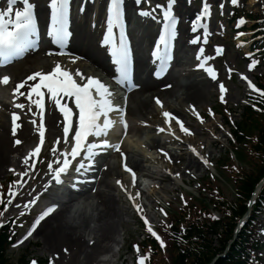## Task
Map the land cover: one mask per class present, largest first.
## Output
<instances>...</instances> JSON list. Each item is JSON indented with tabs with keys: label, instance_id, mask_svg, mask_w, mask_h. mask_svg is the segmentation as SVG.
<instances>
[{
	"label": "rangeland",
	"instance_id": "1",
	"mask_svg": "<svg viewBox=\"0 0 264 264\" xmlns=\"http://www.w3.org/2000/svg\"><path fill=\"white\" fill-rule=\"evenodd\" d=\"M250 0H238V6H233L230 3V0H208V3L211 5L210 9V16L208 18V25L207 22L204 21V23L208 27L209 36H208V43L207 45L201 44V41L199 40L198 44H192L191 39H195L194 36L189 35V26L192 24V21L185 22V19L192 18V20H195L196 15L198 14V3L199 0H176V3L173 8L174 14H177L180 19V24L177 27V36L178 38L182 39L185 34H187L189 43L187 44V39H185V43L181 44L182 48L185 47L186 50L185 55H183L186 59V68L187 72L185 75H182L180 78V83L182 85L191 84V83H198L204 81L210 86V95L206 96L200 107H197L195 109V112H198L199 115L204 114L203 121L204 123H201L197 118L195 113H193L194 118H191L189 114L187 117H185L182 114H178V118L182 119L184 122L188 123L185 125V127L189 128V130L193 133L192 135H185L181 131H177L175 133V136H179L180 139L174 142L179 144L180 142H194L201 137L204 136H213V138H217L218 142L215 146H213L209 151H205L204 154L200 155L204 157L205 159H208L209 163L205 165L206 167H211L216 162L217 159L221 158L220 160H217L219 171L217 172L215 170L214 177H206L203 179V183L201 184L200 190H195L196 187V181L198 177H203L206 175V170L204 168H194V170L187 172L186 174H182L181 168L184 167V162L178 163V158L172 157V163H169L163 155H161L160 160H151L147 159L144 156V151H147L145 149L144 151L139 149L144 142V145H146L149 149L152 148V141L150 140L153 135L146 136L148 134V126L153 123L156 126H158V117H147V118H135L134 116L131 117V122L137 123V120H145L148 123H143L145 125V129L141 131H131L129 134L124 138L123 144L127 143V148L124 149V151L128 155V162L133 166L134 164L132 162L136 161L137 164H139L140 169H144L145 172H149L153 170L152 168L154 166L162 167L163 169L171 170V172H180L181 175L179 178H176L174 176H171V178L175 179V181H169L167 178L163 177L161 181V192L157 195L155 193L148 194L151 196V198L146 202L145 201V194L141 192V198L138 200V203H141L143 208L145 207V204L148 206L144 208V215L149 218V222L151 226L157 227L160 226L161 228L164 224H166V217L164 213L160 212V209L163 210H171L169 211L174 219L171 221L172 226L175 225L176 228L180 227H186L190 226L191 224L195 223L196 220L202 219L205 215H209L208 219L212 223L213 216L216 217V220H221L225 224V230L222 232L224 235V238L227 240H231L234 236L233 228H235L238 220L242 217L240 216V213L242 211V208L245 206V201H248V192L247 189L243 186L245 180H249L251 178H255L257 180L256 174L259 171L258 167H255L252 165V159L255 157V161L258 162L263 157L264 159V153L261 154L260 152H263L262 146L259 147V152H255V148L253 146L257 147L259 145V133L261 130L264 129V104L259 107L260 112L254 113L252 111H247L246 115L244 116L243 120V111L242 106L244 104L252 102L256 94H249L245 92V88L243 87L240 79L238 78L239 74H243L244 76H247L249 80L252 82L254 81L255 76L257 74H261V72L254 69H249L248 65L244 63V61L241 59V53H246L249 51V47L252 44V38L254 36L255 31H250L252 24L250 20L246 17V14L254 13L260 10L264 9V0H252V5L249 4ZM31 3L34 2V0H30ZM47 2V1H44ZM36 3V2H35ZM48 3V2H47ZM85 5V11L80 12L79 7L80 4ZM132 3H134V6H131ZM157 3L161 4V8L166 6L167 0H151V4L149 5L147 2L143 3L140 6H137L135 4V0H125V11L127 14V23L133 25L137 28L138 31H134V35L136 38L141 40V36L144 34L142 33L144 29H147L149 31H155L157 28L156 19L153 20L152 18L148 17H141L138 15V12L143 9H150L154 8ZM223 5V8L220 7V5ZM41 0H39L36 3V7L42 8L41 6ZM75 5L77 7V12L81 13L79 19H76V26L77 28H80V31L82 32V35L86 38L90 39V45L92 49L96 46V44H99L100 40L97 38V34H99L100 30L104 28L105 22L101 23V21H104L106 18V5L107 0H75ZM249 7V9H248ZM74 9V8H73ZM156 15L157 19L161 18V9H157L154 13ZM105 16V17H104ZM237 16V18H236ZM233 17V20L230 21V18ZM241 18L244 19L245 23L239 27L238 21L241 20ZM94 25V26H93ZM73 28V27H72ZM237 29V30H236ZM77 30V29H76ZM140 31V32H139ZM139 32V33H137ZM243 32V36H239V33ZM202 33H200L201 35ZM202 36V35H201ZM150 39V35H147V37H143V40H139L141 42V54L145 55V53L148 52V49H146L144 46L147 45L148 40ZM99 40V41H98ZM85 45H87V42H84ZM188 46H187V45ZM238 45H242L240 47H237ZM219 46L223 49L220 55H216V47ZM203 47L204 53L203 56H209L212 57V59L207 60L206 64H209L210 66H213L216 72V80H209L206 77V73H204V69L202 68L201 71H192L193 68H197L202 60H197L196 57L199 55V49ZM94 50V49H93ZM239 50V51H238ZM91 52V51H90ZM95 53V52H94ZM183 53V54H184ZM248 54V53H246ZM199 63V64H198ZM26 64V65H25ZM28 64L25 62L22 65H16L8 69L7 71L2 73L3 75H6L8 77L12 76L14 79L15 76L12 75L13 72H19L21 75L19 77L20 81L22 82L26 79L25 72L22 74L23 70H26L28 68ZM229 69H231V72H229ZM204 73V75H203ZM89 74H92L90 71ZM2 78V77H1ZM12 80V83L14 81ZM207 79V80H205ZM247 81V80H246ZM255 82V81H254ZM15 83V81H14ZM224 84L227 91L223 93L224 95V101H221L220 96L221 93L219 91V85ZM11 91H12V84H7ZM8 86L0 84V96L6 95L8 90ZM27 87V85H26ZM25 91V89L23 90ZM4 93V94H3ZM13 96V93H11ZM251 96V97H250ZM16 97V95H15ZM17 98V97H16ZM252 98V99H249ZM19 100V98H18ZM15 103H18L15 100ZM185 101L181 102L180 108L185 107ZM15 108V107H14ZM216 108L221 109H229V121L233 125L235 122H239L240 124L237 126L238 135H240V142L242 143V146H239L237 148V153L239 151L240 159H231L229 155V149L230 146L228 144V141L232 139L231 132L226 127L227 123L224 120L225 117L221 118L220 116L216 115L214 111L218 112ZM211 114H210V111ZM15 112L20 117V119L17 121L18 124L21 126L17 129V134L15 136L12 135V124H11V114ZM13 112L8 115L6 113L5 115H2L0 117V136L6 139V142H8V149L10 153V163L6 164L4 169L6 170V173L4 175H0V198L2 197L3 192V186L5 183L7 184V187H12V189L16 190L15 181L19 179V177H16L13 182H10V179L8 177L10 176L9 170L10 168L14 170L13 162L20 157V166L24 167L25 165L23 163L24 157L35 147L36 145V137H37V127L40 118L37 117L38 110L35 109L33 106V111L28 112L27 111V105L24 110L20 109H13ZM181 112V111H179ZM60 116V115H59ZM35 119L37 120V124H33L31 121ZM158 120V121H157ZM216 121L219 124V127L212 131L211 133L208 131H203L205 126H208L213 121ZM22 122V123H21ZM132 125V124H131ZM192 125V127H191ZM221 125L223 126L221 128ZM133 126V125H132ZM32 129H31V128ZM34 130L35 134L34 137L28 141H25L27 136L26 130ZM61 125L59 127V135L55 138L53 134L49 133L48 136V142L45 146L43 153L41 154L40 158L38 159V165L35 169H33L32 172H30L31 179L29 177H24L21 183L26 180L27 183L24 184L23 189L18 192L17 197L13 201V205L9 206V214L8 216L19 214V209H15L14 205L17 202L21 203V206H23V203H26L28 199H30L29 193L32 189H35L36 192L34 194H43L45 195L43 186L45 185V182L47 180L50 181V176L47 175V162L53 159L52 151L51 149L53 147L57 148L58 151L64 150L66 144L64 143H57L58 138L60 137V131H61ZM262 132V131H261ZM215 133V134H214ZM230 133V135H229ZM119 137V136H118ZM116 138L115 142L119 140V138ZM149 137V138H148ZM158 140L163 141V139L160 136H155ZM191 138V139H190ZM16 139H19L21 141L20 144H16ZM114 142V141H113ZM167 149H171L172 147L167 144V142H161ZM257 143V144H256ZM252 144V147L251 145ZM154 146H158V143L153 144ZM257 145V146H256ZM185 147V146H183ZM247 147V148H245ZM150 150V149H149ZM154 150V149H153ZM131 151V152H130ZM140 151V152H138ZM248 151L250 153H248ZM114 151H111L108 158L105 159V165L101 166L99 168L98 175H100V178H98V181L101 182L102 186V194H104V198H101L104 202H101V200L97 199V195L92 197L89 201L95 206L100 204V209H104L105 206L108 204L109 208H111L117 215L118 218H120L119 224H117L115 231L112 233L111 237L113 238L108 243H102L100 244L99 241L96 244V247L103 246L106 250L99 251L96 256L92 259H86L85 254L87 253V245L86 241L88 240L87 235L82 239L83 245H81V249H77L76 246L72 245H61L58 244L57 246H54L52 248H46L44 245V241H42V232L43 229L46 227L52 228L55 226V224L59 220H67L68 214H66L67 210L66 208L62 209V211L58 212L55 217H51L48 221V223L42 227L37 233L36 231L33 233V235L30 237L29 241H24L17 247H13L8 250L7 256L4 257V260L10 261L12 263L17 262V258L22 254H33L38 258H46L48 259L52 264H132L134 261L133 258L139 257V254L143 255V250H139V254L137 252V248H129L131 245V242L136 241L138 243V239L141 233L144 231L145 227L141 225V217L140 215L135 211L133 208L131 202H129L126 198V194L124 191L121 190L120 186L116 184V180L119 179L122 184H124L126 187H128L129 191H141L140 184L136 185V188L133 189L131 187V181L127 180L125 176H123V179H120L117 175L120 173H124L121 163V157H117V153H113ZM138 155H133L134 153ZM143 153V155L141 154ZM154 154L155 151H148V154ZM177 155H180V153H176ZM209 154V155H208ZM228 155L229 160L225 161L224 159ZM153 161V163H152ZM154 162L156 163L154 165ZM12 163V164H11ZM263 164V160L261 161ZM224 164H233L237 166V168H242L244 164L245 165V172L246 177H243L239 179V181H234L236 179L235 174L232 173L231 176L228 177L227 173L223 170ZM264 165V164H263ZM134 167V166H133ZM102 168V169H101ZM213 168V167H212ZM211 168V169H212ZM105 169L108 171V174H105ZM102 172H101V171ZM191 173V174H190ZM142 175L140 172L137 174V178ZM169 178L168 175H164ZM245 178V179H244ZM229 179V180H228ZM234 179V180H233ZM161 180V179H159ZM5 181V183H3ZM98 182V184H100ZM159 184V183H158ZM9 185V186H8ZM207 185H209V188L213 191L204 190ZM187 190V192H186ZM187 194H186V193ZM215 192V193H214ZM8 191L4 194V197L7 198ZM183 197V200L181 199ZM185 197H189L193 199V203L189 204L188 207L182 208L181 211L179 210V206L181 207V204H184ZM42 198V196H41ZM46 198V196H45ZM84 200V199H82ZM88 201V200H87ZM40 201H38V205ZM106 204V205H105ZM28 210H25L27 212ZM15 212V213H14ZM84 212V211H83ZM87 212V213H86ZM84 215H82V212L76 214V219L78 223L75 224V228L83 229L87 231H91L93 233H97V227L98 224L96 222V216L94 213L93 215L95 218H91V211H86ZM14 213V214H12ZM36 213V210L33 208L31 210V214ZM19 218L22 220L23 224L21 225V234L24 233V228H27L29 226V220L31 219V215L28 216H20ZM20 219H17V223L20 225ZM207 219V218H206ZM259 220L262 222V236H261V242H264V215L258 217ZM76 223V222H75ZM196 224V223H195ZM40 228V227H39ZM76 228V229H77ZM158 228V229H159ZM1 233L3 232V228H1ZM78 233L79 230H77ZM205 235H206V241L210 240L208 234L201 229ZM77 233L78 236L79 234ZM83 233V232H81ZM87 233V232H86ZM99 234V233H98ZM173 232L166 233L164 232L163 238L161 239L164 244L168 243L169 240L172 238L171 236ZM82 235V234H81ZM158 235L160 236V233L158 232ZM186 235V234H185ZM197 237V236H196ZM195 236L191 237L190 235H187L186 238H184L182 241H180L181 245H184V249L192 246L191 244H199L203 245L200 237L196 238ZM140 241V240H139ZM93 241L90 240L89 244H92ZM135 244V242H133ZM230 245V243H228ZM80 245V244H79ZM107 245V247H105ZM16 246V245H15ZM234 246V244L231 243L229 246V249ZM95 247V248H96ZM149 247V245H148ZM108 248V250H107ZM28 249V250H27ZM88 249L89 245H88ZM67 250V251H65ZM95 250V249H94ZM97 250V249H96ZM95 250V251H96ZM153 250H157V248H153ZM152 250V251H153ZM177 249L173 252L165 251L159 252L155 254L153 257V260H151V264H178L177 261ZM214 252V248L212 249V253ZM131 253L133 256H131ZM211 253V255H212ZM210 255V257H211ZM100 262V263H98Z\"/></svg>",
	"mask_w": 264,
	"mask_h": 264
},
{
	"label": "snow or ice",
	"instance_id": "2",
	"mask_svg": "<svg viewBox=\"0 0 264 264\" xmlns=\"http://www.w3.org/2000/svg\"><path fill=\"white\" fill-rule=\"evenodd\" d=\"M147 2L151 4V0H135L137 6ZM21 4L22 8H17V4ZM176 0H167L166 6L161 8V4L157 3L154 8L146 10L141 8L138 15L145 18L157 19L154 13L157 9H161L163 26L159 33V38L155 43V48L151 55L154 63H157L155 74L159 78L161 73H166L170 67L171 62L174 59L173 53V41L177 35V18L173 14V8ZM233 6H238V0H230ZM72 0H50L47 7L50 9V23L47 27V36L51 38L53 44L59 49L58 55H64L66 45L72 35L70 31V12H71ZM125 0H107L106 5V20H105V32L103 34L102 43L110 51L112 64L115 66V73L118 74L116 83L119 85H126V90H132L136 87L132 80V64L133 55L131 50V42L127 34V23L125 20ZM223 8V5H220ZM35 5L30 0H6V7L0 8V66L7 65L13 61L14 58L21 57L25 52L32 49L39 48V30L35 15ZM211 5L208 0H204L202 10L196 17V20L192 24V31L197 32V24L199 28L203 29V42L208 43L209 31L207 26L202 23L205 18L210 16ZM80 12H84L85 8L81 6ZM243 18L239 21V25L244 24ZM94 26V25H93ZM244 33H239V36H243ZM199 38L193 39L192 44H197ZM242 45H238L240 47ZM223 49L219 46L216 47V53L220 54ZM199 55L197 60H202L199 65L203 68L213 80H216V75L212 68L206 67L207 60L212 59L209 56H203L204 48L199 49ZM52 54V53H48ZM250 57L251 53L248 54ZM73 62L76 57H72ZM257 64V61L253 58L251 64L248 65L249 69ZM231 72V69H229ZM75 76V78H74ZM242 80H247V87L251 89V92L258 94L261 102H264V91L257 88L247 76H241ZM10 77L4 76L0 78V84H9ZM29 81L33 83H28ZM27 85V87H26ZM25 89V91H21ZM219 91L221 93L220 99L224 101V95L227 91L224 84L219 85ZM16 93L20 96H25L27 100V111L32 112L33 106L38 110L40 120L38 123L37 131L39 135V143L24 157L23 163L26 166L23 171L18 173L19 179L15 181L16 190L12 187L8 189L7 198H0V205H3V210L0 211V217H5V214L9 212V206L13 205L14 199L17 197L18 192L23 189L21 181L24 177H29L30 172L35 169L36 161L33 159L38 157L41 153V145L45 142V123L43 120L45 110V97L51 101L56 109L63 115V137L58 138L57 143H64L68 147L65 150L58 151L57 148L51 149L53 159L47 162V175L50 176L49 183L43 186L44 192L48 193L51 199L45 202V206L40 215L35 219L32 225V229L27 232L20 243H23L29 237L33 235L36 227L44 221L50 215H53L60 210L62 206L72 199H78L82 192L85 190L84 185L90 183L89 181L76 179L64 190V180L62 176L67 174L70 167H74L76 173H81L86 168L91 170L94 164L97 162L96 158L101 152L109 153L114 151L121 157V163L123 171L131 177V187L136 188L137 185V171L128 162V155L122 150V144L124 137L129 134V125L124 118L126 115V97L125 107H120L119 104L113 102V92L109 89V86L102 82L100 79L85 76L79 69L74 74L70 73L66 69H62V66L57 63L55 67L47 72H35L28 75L26 79L20 83H17L13 88V96ZM70 103L74 104V108L70 106ZM156 104L163 109V104L159 99H156ZM14 107L20 110L26 108V104L23 102L15 103ZM259 110V109H257ZM196 118L204 123L202 117L198 112H195ZM210 114H211V110ZM115 112L119 118L120 123L123 126V134L119 140L115 143L110 142L109 130L113 126V119L109 118V113ZM76 116L74 122L73 117ZM164 118V124L169 125V121H174L179 129L185 135H192L193 133L189 128L185 127L184 123L169 111H162ZM20 117L17 113L11 114L12 135L17 134V129L21 126L17 123ZM33 124H37V120L31 121ZM22 123V122H21ZM223 126L221 125V128ZM167 130L169 135L179 140V136H175L171 126L166 129L165 127L158 126L156 133H165ZM70 131L72 135L70 136ZM230 135V133H229ZM94 138L89 140V138ZM16 144H20L21 141L16 139ZM147 147L146 145H142ZM193 154L199 156L203 164L207 165L209 161L200 156L197 149L192 145H188ZM203 147V145H201ZM158 151L164 156V158L172 163V159L167 151L164 149H158ZM83 153V155H82ZM81 157L80 160H77ZM73 161H76V165H73ZM170 176L179 178L180 172H171V170L164 169ZM191 174V173H190ZM54 182V184L52 183ZM145 184L147 181L144 182ZM50 184L53 187V191H49ZM116 184L120 186L121 190L125 192L126 198L131 202L135 211L140 215L143 223L146 226V230L160 241L161 247H164V242L160 236L154 231L149 222V218L144 215V208L141 203L137 201L141 198L140 191H129L128 187L121 183L119 179L116 180ZM56 186H60L58 189ZM35 189H32L29 193L30 199L21 206L20 202L15 203L14 208L19 209V215H25V210H28L31 206L36 205L41 200V194H34ZM183 200V197H181ZM186 203V201H185ZM79 207V206H78ZM161 213L164 210L160 209ZM76 209H73V215H76ZM166 216V213H164ZM216 219V217H213ZM14 222V221H13ZM3 221H0L2 226ZM67 251V250H65ZM139 254V249L137 248ZM147 257L139 254L138 264H145ZM31 264H37L35 260L31 261Z\"/></svg>",
	"mask_w": 264,
	"mask_h": 264
},
{
	"label": "bare ground",
	"instance_id": "3",
	"mask_svg": "<svg viewBox=\"0 0 264 264\" xmlns=\"http://www.w3.org/2000/svg\"><path fill=\"white\" fill-rule=\"evenodd\" d=\"M131 6H134V3H132ZM44 10L39 9V14L42 15ZM125 18H127L125 16ZM133 25L131 26L132 29ZM134 30L138 31L137 28L134 26ZM140 32V31H139ZM137 32V33H139ZM144 35L141 36V40H143V37H147V35H150L149 30L144 29V31L142 32ZM74 39H78L80 42H87V44H90V39L86 38L85 36L82 35V32L79 30L75 36ZM140 40V39H139ZM136 46L139 49V41L136 43ZM93 47V46H92ZM81 48L85 49L86 53L88 56H90L91 54H93V56L97 59L100 60L101 58V54H98L101 50L96 49L95 47L93 49H91L90 47L87 48L86 46L82 45ZM66 53L69 54V57L72 59V57H76L77 59H75V61H79L80 57L83 55L82 53H75L72 50L66 49ZM91 51V53H89ZM95 52V53H94ZM48 55L47 52H42V53H38L37 55L33 56V58L31 59V61L29 63H31L30 68L28 69V72L26 71V73L29 74H33L37 71L39 72H45L46 70L48 71L49 69L52 68V66L55 67V65L57 63H59L62 66V69H66L69 70V72H73L75 73V71L77 69H79L84 75V66L80 63V61L78 63H75L71 60L68 61H56V63H50L46 61V56ZM92 56V57H93ZM87 57V56H86ZM88 60H90V62L100 71L104 70L106 68H104L103 65L99 64L95 59H92L90 57H87ZM139 67L144 66V63L142 60L139 61L138 63ZM12 75L15 76V81L20 79L21 77H19L21 74L19 72H13ZM147 91V90H146ZM151 92H155V90H148ZM210 86L205 83L204 81L202 82H198V83H191V84H186V85H176V84H168V86L163 87L159 93L157 94H153L151 93L150 95H145L146 92L145 91H141V92H135L129 95V106L127 107L128 109V113L130 114V116H134L135 118H147V116H151L154 114V112H156L155 107L153 106V101H155L158 98H165L166 100L169 99H173L171 100L173 103V107H175V105L177 104L178 106H180V103L185 101V105L186 107H199L201 106V103L203 101V99L206 96L210 95ZM20 98V102H23L27 105V100H26V96H18ZM47 111L49 110V108H51V113L49 116H47V123H45L46 129H47V137L49 136V132L50 134H53L55 136V138L59 135V125L61 124V120L60 117L57 113V109L55 110L52 106H47ZM177 109H173L171 111V113L173 115H176ZM145 122V120H144ZM164 124V122H162ZM171 126V128L173 127V124H169ZM169 125L165 124V128H168ZM31 128V127H30ZM215 128H217L216 123H212L210 125H208L206 128H204V130L208 131H212ZM32 129V128H31ZM27 131V136L25 141L31 140L33 138L34 135V130H26ZM166 134V133H165ZM153 140H156L155 138H153ZM213 139L209 138V137H204L203 140H199L198 142H193L192 145L197 148V150L199 152L204 151L207 147L209 146H213L214 144ZM201 145H203V147H201ZM143 149H146L145 147H142ZM164 149V151H167L163 146H160L158 149ZM152 149V148H150ZM156 149V148H154ZM184 149V148H183ZM9 149H8V142H6V139L0 136V175L5 174L4 173V167L7 163L10 162V153H9ZM131 152V151H130ZM140 152V151H138ZM137 152V154H133L138 155L139 153ZM169 156H170V152L167 151ZM103 153V152H102ZM144 153L147 155V157L153 158L152 156H154V154L150 155L144 151ZM143 155V153H141ZM184 155L188 156V163L186 165V168L188 170H194V168L198 169V166L201 165V163L199 162V160L197 159V157L193 156V153L191 152H184ZM146 158V156H144ZM160 157V156H159ZM158 157V158H159ZM156 159V158H155ZM160 159V158H159ZM134 165V170L137 171V173H141L142 177H151L153 175V178L157 181L159 180L162 176H163V169L162 168H158V167H153V171L149 172H145L144 169H140L139 164L136 163V161L132 162ZM185 172V170L182 171V173ZM105 174H108V171L105 169ZM148 174V175H147ZM147 175V176H146ZM120 179H123V175L122 173L117 175ZM130 177V175L128 174L127 176V180ZM161 181V180H159ZM159 183V182H158ZM161 186V184H160ZM93 190V189H92ZM92 190H90L89 192H84V195L79 196L78 199H74L72 202H70L69 204H71L70 206H68L66 208L67 212L66 214H68L67 216V220H65L63 218V220H59L55 226H53L52 228L50 227H46L45 229H43L42 232V241H44V245L47 248H52L54 246H57L58 244L63 245H72V246H76V248L79 250L81 249V245H83L82 243V239H84V237L87 235L88 240L86 241V245H87V253L85 254L86 259H92L96 256V254L101 251V250H106L104 249L103 246L101 247H96L95 243H108L110 242L113 238L111 237L112 233L115 231L116 229V225L119 224L120 218H118V215L111 209L109 208L108 204L105 206L104 209H100V204L98 203L97 206L94 207V205L89 201L92 197L94 198V196H91V194H89ZM161 192V188L159 187V184H157V182H155L152 186H150L149 190H148V194L151 193H156L159 194ZM95 195H97V199L101 200V202H104L101 198H104V194H102L99 191L95 192ZM81 199V200H80ZM84 199V200H82ZM150 199V196H149ZM146 197V201L149 200ZM88 200V201H87ZM79 206V207H78ZM146 208V207H144ZM73 209H76L77 214L82 212V215L85 214L86 211H91V218H95L96 216V222L98 223L96 225L97 227V233H93L91 231H87L86 229H77L75 228V224H77L78 222L75 221L76 216L73 215ZM84 211V212H83ZM87 213V212H86ZM94 213L95 216L93 215ZM57 215L53 214L52 217H55ZM47 220V219H46ZM44 220L40 223V228L37 229L36 228V233L42 228L44 227L49 221ZM76 222V223H75ZM80 233H78V231ZM83 232V233H81ZM87 232V233H86ZM77 233L79 234L78 236ZM99 233V234H98ZM82 234V235H81ZM82 238V239H81ZM90 240L93 241L92 244L90 243ZM80 244V245H79ZM88 245L90 250L88 249ZM96 247V248H95ZM107 247V245L105 246ZM96 251H95V250ZM108 250V248H107ZM100 263V262H98Z\"/></svg>",
	"mask_w": 264,
	"mask_h": 264
},
{
	"label": "trees",
	"instance_id": "4",
	"mask_svg": "<svg viewBox=\"0 0 264 264\" xmlns=\"http://www.w3.org/2000/svg\"><path fill=\"white\" fill-rule=\"evenodd\" d=\"M259 145L257 147H255V152H259V147L262 146L263 148V152L261 151L260 153L263 154L264 153V130L261 133L260 137H259ZM257 144V143H256ZM263 160V164H264V159L263 157L260 160ZM261 163V165H257V167L259 168V172L257 174V179L258 176H264V165ZM245 179V178H244ZM258 180H256L255 178H251L250 181L249 180H245L243 186L245 187V189H247V192H250L253 188V185L257 182ZM264 193V192H263ZM264 200V198H263ZM244 211V209H243ZM196 223V224H195ZM195 223L191 224L189 226L190 230L188 232V234L193 237V236H197L200 237L203 245H199V244H191L192 246L186 248V249H177L176 252L177 253V261L178 264H209L211 259L214 257V254L216 252H219V250H221V248L224 249L225 245L223 240H225L226 242V238H224V235L222 234V232L225 230V225H223L221 222H215L214 224L211 223H203V221H196ZM188 228V229H189ZM201 229H203L206 234H208L209 238L211 236V238H215L217 243L220 245L219 250H215L212 253V245L209 241H206V235L200 231ZM196 237V238H197ZM212 241V239H210ZM240 248L241 246H239L238 244L235 246L231 247V251L228 254H225L224 258H220L219 260H217L214 264H232V262H234V256L236 254L240 253ZM212 253V255H211ZM211 255V257H210ZM24 262V261H22ZM40 264H46L45 262H39ZM0 264H7L4 263L2 256L0 255ZM239 264V263H236Z\"/></svg>",
	"mask_w": 264,
	"mask_h": 264
}]
</instances>
